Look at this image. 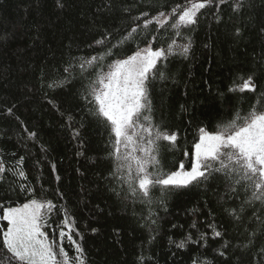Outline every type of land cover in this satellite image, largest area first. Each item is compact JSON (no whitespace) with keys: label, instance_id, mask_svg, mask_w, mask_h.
<instances>
[{"label":"trees","instance_id":"obj_1","mask_svg":"<svg viewBox=\"0 0 264 264\" xmlns=\"http://www.w3.org/2000/svg\"><path fill=\"white\" fill-rule=\"evenodd\" d=\"M60 3L62 7L57 0H0V159L6 167L0 205L16 207L37 199L66 208L72 237L83 248L86 264H264V203L244 205L241 219H235L230 211L239 209L251 193L245 194L223 173L188 188L152 189L150 202L133 196L121 180L125 172L117 178L111 175L116 160L110 156V125L94 115L91 96L85 99L100 72V66L81 68L85 60L106 53L145 18L168 13L187 0ZM244 3L240 13L229 4L201 9L195 25L180 27L181 36L171 27L177 18L164 27L153 22L102 61L106 72L114 60L148 46L153 36V48L166 49L176 40L177 54L162 58L148 83L153 123L178 134L175 145L160 144L157 167L162 172L176 171L180 162L190 169L200 128L215 132L237 114L264 111V0ZM141 12L148 16L134 20ZM105 32L113 33L110 41L95 44ZM189 39L188 54H178L179 45ZM249 75L257 85L255 93L237 88ZM25 128L36 133L34 140ZM20 157L24 162L17 165ZM19 169L27 179L14 175L12 170ZM21 184L34 191H21ZM233 186L239 198L232 194ZM62 219V212L49 216L42 230L50 239ZM210 224L222 237H213ZM6 227L7 221L0 220V228ZM201 233H206V240L194 243ZM189 235L192 241L178 248L176 244ZM63 244L75 255L67 239Z\"/></svg>","mask_w":264,"mask_h":264},{"label":"snow or ice","instance_id":"obj_2","mask_svg":"<svg viewBox=\"0 0 264 264\" xmlns=\"http://www.w3.org/2000/svg\"><path fill=\"white\" fill-rule=\"evenodd\" d=\"M187 3H190V6H187ZM187 3L176 4L168 13L159 12L158 16L145 18L142 25L137 23L126 35L117 39L106 53L85 60L81 68L84 64L90 67L100 66V72L96 80L91 82L90 91H86L85 99L91 96L89 103H95L94 115L110 125L114 136L113 151L110 156L116 160L115 170L111 175L117 178L118 174L125 172L126 175L121 177V180L127 184L128 191L133 196L150 202L152 189L160 188L163 191H170L188 188L208 180L214 173H223L226 179H234V185L241 186L245 194L249 191L251 193L239 209H232L229 213L239 220L240 214L244 212V205L254 201L264 203V111L258 112L254 109L245 117L237 114L232 121L222 125L215 132L200 128L199 140L194 144V159L190 169L186 170L184 163L180 162L176 171L165 173L157 167L160 144L167 142L175 145L178 134L168 130L166 126L153 123L152 116L148 114L151 113L148 83L156 74L158 61L168 55L177 54L174 51L176 40L172 39L166 49H153L151 44L157 39L153 36L145 48H138L131 55L114 60L108 65L107 72H104L102 67L105 56L113 54L112 49L135 40L142 29H147L153 22L164 27L171 18H177L171 27L176 30L175 36H181L180 27L195 25L197 13L201 9L211 6L220 8L229 4L234 12L240 13L245 7L244 0H236L234 4L230 0H199L194 3L187 0ZM57 4L60 7L63 6L60 0H57ZM125 11L129 10L125 9ZM147 16L148 13L141 12L139 17H134V20L139 21L141 17ZM236 32L239 33L240 29L237 28ZM261 32L264 33V28H261ZM112 37V32H105L102 38L94 43L103 46ZM190 46L189 39L187 43L179 45L178 54L186 56ZM98 61L101 62L100 65H97ZM70 68L71 65L63 71L69 72ZM159 75L163 77V73ZM66 80L67 78L60 83ZM52 86L55 84L49 85V87ZM237 88L241 92L247 90L255 93L257 85L254 78L249 75L242 79V83ZM237 88H232L230 91H235ZM261 99L264 100V97ZM7 111L11 113L12 109L9 108ZM25 131L29 139L36 138L35 132H28L26 128ZM76 135L79 133L77 132ZM129 147L133 148V152L139 150L143 155L137 157L129 153L127 151ZM41 150L46 151L43 147ZM185 155L188 153L186 152ZM133 161L135 175L132 171ZM23 162L24 157H20L17 165H22ZM52 167L55 170V165ZM150 168L153 170L150 171ZM12 171L14 175L27 179L22 169ZM5 172V162L0 159V179L4 178ZM20 190L34 191L24 184L20 185ZM230 190L239 198L235 186ZM0 209L3 213L0 215V220L7 221V227L0 228V264H86L83 248L72 237V221L66 208H60L51 200L31 199L18 207L0 205ZM54 212H62L63 219L60 225L52 228L53 237L50 239L48 232L42 229ZM256 219L260 218L257 216ZM152 223H155V220ZM193 227L195 228V224ZM208 227L212 230L213 237H222V232L216 230L214 224ZM206 238V233H201L199 240L193 242L199 243ZM65 239L69 241L70 247L75 249V255H69V251L65 250L63 244ZM188 241H192L191 235L181 240L176 246L184 248ZM223 247L226 250L227 243ZM219 255L224 256L225 251L221 250ZM261 256L264 257V250L261 251Z\"/></svg>","mask_w":264,"mask_h":264},{"label":"rangeland","instance_id":"obj_3","mask_svg":"<svg viewBox=\"0 0 264 264\" xmlns=\"http://www.w3.org/2000/svg\"><path fill=\"white\" fill-rule=\"evenodd\" d=\"M194 2H199V0L198 1H192V3H194ZM187 6H190V4H188ZM159 18V17H158ZM162 19V18H161ZM143 48H145V47H143ZM142 49V48H141ZM153 49H156V48H153ZM159 62V61H158ZM108 71V70H107ZM106 71V72H107ZM209 132V131H208ZM122 150V152L124 151V149L122 148L121 149ZM129 153H132L133 155H135V156H137V157H141L143 154L139 151V150H136L135 152H133V148L132 147H129L128 148V150H127ZM132 164H133V169L132 170H135V162L133 161L132 162ZM186 169V168H185ZM186 170H188V169H186ZM21 206V205H20ZM16 207H18V206H16Z\"/></svg>","mask_w":264,"mask_h":264}]
</instances>
